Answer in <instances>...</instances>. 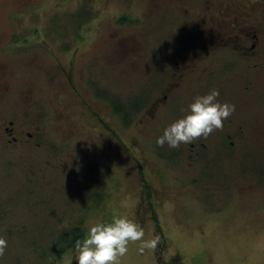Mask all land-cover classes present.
Listing matches in <instances>:
<instances>
[{"label":"rangeland","instance_id":"374dc122","mask_svg":"<svg viewBox=\"0 0 264 264\" xmlns=\"http://www.w3.org/2000/svg\"><path fill=\"white\" fill-rule=\"evenodd\" d=\"M198 1L0 0V264H77L74 246L43 256L32 238L47 245L76 219L88 229L114 216L161 237L154 254L130 243L120 264H264V59L253 69L227 47L205 58L219 74L179 73L170 50H193L191 62L200 48L181 33L217 16ZM222 57L235 62L220 68ZM212 89L235 105L223 129L157 146ZM138 164L159 190L161 232L139 216Z\"/></svg>","mask_w":264,"mask_h":264},{"label":"flooded vegetation","instance_id":"af4514ba","mask_svg":"<svg viewBox=\"0 0 264 264\" xmlns=\"http://www.w3.org/2000/svg\"><path fill=\"white\" fill-rule=\"evenodd\" d=\"M220 1L226 3V5L223 6V3H219ZM198 4L202 6L200 10H203V8L215 10L214 13L217 12V16H211L209 18L203 17L200 22L191 24L189 28L185 30V33H181V44L185 45L195 36L198 40L196 44L200 48L195 49V56L197 59L191 62L187 61L186 57L193 55V50L184 48V58L183 55L179 54L180 50H170L169 54L173 57L172 64L176 66L177 69L182 68L180 71L178 70V72L181 74L182 71H184L185 74L187 72H190V74L198 72H210L212 75L219 74V71L209 67V64L205 63V58L212 56L216 59L217 54H215V52L222 51V53H226L228 52L225 50L227 47L237 50L238 53L233 55L235 59L240 56L249 67L253 66V69H256L258 65H260L258 61L256 62V59H261V57L264 59V0H200ZM221 8H223L224 11L221 10ZM228 8L230 9L228 12L231 16H226V10ZM219 14H221L222 17H218ZM257 14H260V17H257ZM250 15L254 16V23L243 24L245 19ZM181 48L180 46L177 49ZM220 60H223L219 63L220 68L230 67V65L235 62L232 61L234 59L231 58L225 60L222 57ZM254 60L255 62L252 63ZM198 61H200V65ZM180 62L182 66H180ZM175 72L178 73L177 71ZM5 75L7 76L8 73ZM6 76L0 75V86L2 89H5L7 86L4 84ZM208 77L213 78L210 76ZM8 130L11 131L9 132L11 134L12 128ZM28 135L30 134L28 133ZM228 136H230V134H228ZM11 138L15 140V137L12 136ZM198 146H202V148L205 147L201 142ZM198 152L197 150L196 153ZM200 163L202 169L213 168V165L210 164L212 162ZM138 169V179L141 185L139 194L137 195L139 216L143 219L147 217L148 222L156 224L155 221H158L156 207L159 205L157 203L159 190L151 187L149 183L150 180L146 178L144 169L139 164ZM138 218L141 219L140 217ZM156 225V231L161 232L159 229L161 225L159 223ZM171 260L172 262L170 264H183L180 261L179 254H176Z\"/></svg>","mask_w":264,"mask_h":264},{"label":"clouds","instance_id":"9594fccd","mask_svg":"<svg viewBox=\"0 0 264 264\" xmlns=\"http://www.w3.org/2000/svg\"><path fill=\"white\" fill-rule=\"evenodd\" d=\"M219 91L212 89L204 95H197L181 117L169 124L156 140L157 146L165 144L178 148L195 140L207 138L214 131L223 129V121L235 111V105L218 100ZM136 244L137 250L153 254L161 243L159 235L145 239L144 228L127 216H114L110 223L98 222L89 226L83 239L74 242L73 251L77 264H120V258L129 250V244ZM8 242L0 236V257H3Z\"/></svg>","mask_w":264,"mask_h":264},{"label":"trees","instance_id":"16d2710c","mask_svg":"<svg viewBox=\"0 0 264 264\" xmlns=\"http://www.w3.org/2000/svg\"><path fill=\"white\" fill-rule=\"evenodd\" d=\"M122 20V18H120ZM140 103V100H136L133 102L134 106H137ZM113 106L116 110H122L123 106L118 102H113ZM97 195V196H96ZM95 201L96 204H100L104 198L105 194L103 193H95ZM96 205V206H98ZM96 208V207H95ZM87 227L84 225L81 218L76 219L75 222H72L68 226H66L61 231L56 232L53 236L50 235L49 244L47 245H39L36 243L35 239L32 238L31 244L33 249L40 252V255L45 256L49 252L54 256H58L59 254L66 251L68 248L74 246V242L77 239H83L85 237V231H87Z\"/></svg>","mask_w":264,"mask_h":264}]
</instances>
